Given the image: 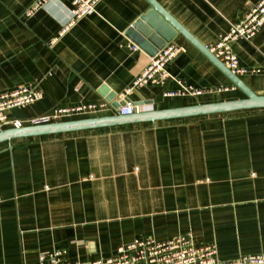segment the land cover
Listing matches in <instances>:
<instances>
[{"label": "crops", "instance_id": "crops-1", "mask_svg": "<svg viewBox=\"0 0 264 264\" xmlns=\"http://www.w3.org/2000/svg\"><path fill=\"white\" fill-rule=\"evenodd\" d=\"M39 1L0 0V93L43 91L7 112L23 126L81 104L107 103L54 122L120 114L103 85L127 105L144 102L141 111L245 97L226 90L232 81L179 32L170 78L129 91L152 56L127 35L151 8L147 0H101L63 35L74 0L34 8ZM156 1L209 47L260 0ZM232 49L248 68L241 79L264 95V26ZM181 84L204 92L165 95ZM179 235L216 245L223 260L264 253V107L0 141V264H36L54 249L74 262L105 259L136 238Z\"/></svg>", "mask_w": 264, "mask_h": 264}, {"label": "built area", "instance_id": "built-area-1", "mask_svg": "<svg viewBox=\"0 0 264 264\" xmlns=\"http://www.w3.org/2000/svg\"><path fill=\"white\" fill-rule=\"evenodd\" d=\"M48 0H40L34 8L40 6ZM101 0H74V8L71 19L63 26L61 35L67 29L76 23L77 20L88 13L95 11L96 6ZM32 10L29 11L31 13ZM264 26V0H260L254 5L245 17L230 24L227 33L223 34L220 39L211 44L208 49L225 66L236 75H243L248 72V68L240 64V60L232 49V42L235 40L252 39ZM131 49H139L138 45L130 43ZM181 51L178 44L170 42L165 45L158 53L151 56L146 68L135 78L132 87L136 89L147 84L163 85L169 78L170 72L168 65L173 58ZM233 84L231 87L235 89ZM225 88H217L216 91ZM203 89H192L190 86L181 84V88L175 91L166 92V96L183 95H200ZM43 97V91L32 88L27 85L18 87L0 93V129L5 124H13L15 127H22L23 121L11 120L7 112L15 107L33 103ZM107 103H90L81 104L71 107H59L48 115L36 117L30 120L31 125L54 122L62 117L75 114L95 112L104 108ZM122 115H128L140 112V105H126L118 109ZM65 249H54L43 252L39 255L36 264H264V253L247 254L236 259L223 260L218 258L217 247L214 244L196 246L188 235H179L166 241H159L153 236L136 238L132 242L119 248L118 253L105 259H96L88 261H71L67 257Z\"/></svg>", "mask_w": 264, "mask_h": 264}, {"label": "water", "instance_id": "water-1", "mask_svg": "<svg viewBox=\"0 0 264 264\" xmlns=\"http://www.w3.org/2000/svg\"><path fill=\"white\" fill-rule=\"evenodd\" d=\"M147 1L149 2L151 8L142 14L127 31V35L132 40L148 52V54L154 56L165 45L171 42L178 32L183 34L225 73L232 83L243 92L245 97L227 101L200 103L160 110H143L141 112H135L128 115L117 114L15 127L1 130L0 141L10 140L16 137L66 132L123 122L156 121L160 119L264 107V95L257 94L250 89L240 76L228 69L219 58L210 52L206 45L201 43L191 33H189V31L183 27L181 23L174 19L156 0ZM100 92L103 96H105V99L115 110H118V108L126 106L129 102H132L125 95L118 96L115 92L109 90V87L106 85H103ZM142 104L145 103H134V105Z\"/></svg>", "mask_w": 264, "mask_h": 264}]
</instances>
